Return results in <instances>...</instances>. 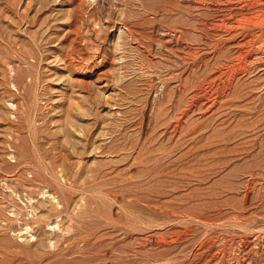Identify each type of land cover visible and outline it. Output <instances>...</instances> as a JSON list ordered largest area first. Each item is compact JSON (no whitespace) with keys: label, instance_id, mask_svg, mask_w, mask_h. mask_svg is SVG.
Segmentation results:
<instances>
[{"label":"rangeland","instance_id":"rangeland-1","mask_svg":"<svg viewBox=\"0 0 264 264\" xmlns=\"http://www.w3.org/2000/svg\"><path fill=\"white\" fill-rule=\"evenodd\" d=\"M87 263L264 264V0H0V264Z\"/></svg>","mask_w":264,"mask_h":264},{"label":"bare ground","instance_id":"bare-ground-1","mask_svg":"<svg viewBox=\"0 0 264 264\" xmlns=\"http://www.w3.org/2000/svg\"><path fill=\"white\" fill-rule=\"evenodd\" d=\"M100 9H101V7H100ZM130 32V31H129ZM74 44V43H73ZM37 45V44H36ZM72 46V45H71ZM72 59V58H71ZM76 65V64H75ZM226 74V73H225ZM34 103V102H33ZM86 110V109H85ZM33 119V118H32ZM72 120V119H71ZM180 121V120H179ZM30 126V125H29ZM28 126V127H29ZM89 139V138H88ZM36 149V148H35ZM88 151V150H87ZM37 152V151H36ZM44 159V158H43ZM157 161V160H156ZM64 185V184H63ZM71 186V185H70ZM74 185H72V187H73ZM100 186V185H99ZM72 187H71V189H72ZM75 187V186H74ZM73 187V188H74ZM68 188V187H67ZM66 189V188H65ZM101 189V188H100ZM97 190V189H96ZM74 192V191H73ZM63 193H64V191H63ZM66 198V197H65ZM64 212V211H63ZM77 222V221H76ZM91 249V248H90ZM93 249H95V248H93ZM83 253V252H82ZM71 254V253H70ZM45 255V254H44ZM106 260V259H105ZM89 262V261H88ZM87 264H89V263H87Z\"/></svg>","mask_w":264,"mask_h":264}]
</instances>
